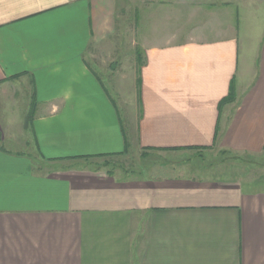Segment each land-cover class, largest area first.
I'll use <instances>...</instances> for the list:
<instances>
[{
	"label": "crops",
	"instance_id": "1",
	"mask_svg": "<svg viewBox=\"0 0 264 264\" xmlns=\"http://www.w3.org/2000/svg\"><path fill=\"white\" fill-rule=\"evenodd\" d=\"M135 1L0 0V264H264V178L176 158L264 154V0Z\"/></svg>",
	"mask_w": 264,
	"mask_h": 264
},
{
	"label": "rangeland",
	"instance_id": "2",
	"mask_svg": "<svg viewBox=\"0 0 264 264\" xmlns=\"http://www.w3.org/2000/svg\"><path fill=\"white\" fill-rule=\"evenodd\" d=\"M129 1V0H128ZM172 1V0H170ZM202 1H209V0H198V2ZM212 2L214 0H211ZM132 2V15L133 20L136 19L135 17V10L137 6L140 5V1L131 0ZM167 3V2H166ZM140 8V7H139ZM138 8V9H139ZM179 9V8H178ZM240 9H244V4L240 6ZM141 10H138V15L140 14ZM163 12L160 11L159 15H155V19L151 18L150 23L155 22L154 24H158L159 26H164V30L160 32V35L164 37V39H167L168 37H171L172 35H175L177 39H185L190 38L193 35H198L200 32H196V34L192 35V32L189 31H183V32H175L172 27L168 26L167 23L162 22V20H159V18L162 17ZM138 18L141 20V17L138 16ZM123 21V17H122ZM123 23V22H122ZM247 25L245 24V27ZM128 30L132 33L133 38H138L140 32V23L137 25L132 24L131 22L128 23L127 26ZM148 37L150 39L153 38V32L149 31L146 32ZM123 37L125 33L122 31L121 34L118 35V37ZM192 35V36H190ZM128 38V35L126 36ZM141 54V53H140ZM120 78V77H119ZM119 78L117 77V80L119 81ZM106 82V81H105ZM106 85L108 86L109 90H112L111 84L106 82ZM110 85V86H109ZM110 94H112V91H110ZM12 114V112H6V115ZM22 115H24V111L21 112ZM123 120H125V115H122ZM23 136L15 137L18 140H21L19 143L20 145L17 146L16 143H12L6 138L2 140L3 145L8 149H23L31 151V146H29V149H26V146L23 144L22 141ZM185 155L182 157H176V158H182L184 160H188L189 164L193 167H197L200 169L201 167H204L207 171L205 173L208 174H219V175H228V176H238V177H250V178H264V154H258V155H252V154H237L232 152H226L220 149L219 147H213L211 149L206 150H198L196 151H189L184 153ZM159 155V154H158ZM151 155L147 158L139 159L138 156L128 155L121 156V157H113V158H104L100 159V163L105 164L106 166H123L124 168H129L130 172L134 173H140L143 171H151V168L156 162H161V159L164 158H157V156ZM161 156V155H160ZM190 156L191 159H190ZM173 159V158H172ZM169 160V159H168ZM177 162H180L177 160ZM166 163V162H164ZM209 169H208V168Z\"/></svg>",
	"mask_w": 264,
	"mask_h": 264
},
{
	"label": "trees",
	"instance_id": "3",
	"mask_svg": "<svg viewBox=\"0 0 264 264\" xmlns=\"http://www.w3.org/2000/svg\"><path fill=\"white\" fill-rule=\"evenodd\" d=\"M31 112L33 113V111H30L29 114H28V119L29 120L32 118V113Z\"/></svg>",
	"mask_w": 264,
	"mask_h": 264
}]
</instances>
